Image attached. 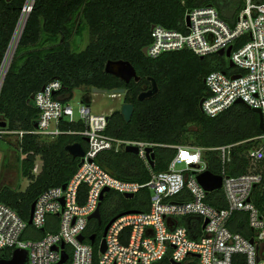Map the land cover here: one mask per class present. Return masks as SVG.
<instances>
[{
  "label": "built area",
  "instance_id": "obj_1",
  "mask_svg": "<svg viewBox=\"0 0 264 264\" xmlns=\"http://www.w3.org/2000/svg\"><path fill=\"white\" fill-rule=\"evenodd\" d=\"M241 1L238 11L227 20L217 8L207 6L191 9L190 26L185 17L186 31L151 27V43L146 47L150 58L190 51L198 57L215 55L234 63L231 74L214 71L205 79L209 94L203 99L202 112L210 118L242 100L249 108L260 109L264 119V0ZM27 2L0 66V92L12 62L14 38L35 3ZM230 47V58H226ZM220 51H224L223 56ZM234 76L240 77L233 79ZM62 88L59 81L50 82L34 96L39 110L38 128L30 133L40 139H54L64 133L60 128L62 121H80L83 129L68 133L88 139L83 147L85 156L79 158L78 170L65 189L62 185L40 194L32 224L30 218L25 221L0 202V259L9 250L13 254L16 249H23L28 253V264H58L63 252L68 255L65 264H94L97 250L98 264H159L166 259L170 264H264V216L252 200L263 177L252 171L228 174L233 145L206 149L121 140L107 134L109 116L93 114L90 106L81 104L76 118L71 103L56 99ZM7 134L20 143L26 132L0 130V137ZM254 140L262 145L247 154L252 165L264 160V132ZM128 146L138 147L137 156L150 169L151 178L145 184L118 179L97 162L101 153L126 151ZM156 147L177 150L168 170L159 173L153 172L146 154L147 148ZM208 150L220 152L222 161L221 173L216 174L223 178L222 188L212 192L198 181V176L209 170L204 159ZM179 165L183 168L177 169ZM41 169L42 165L36 164L33 173L38 175ZM143 189L151 193L148 209L128 210L121 214L130 213L111 218L117 219L96 247V241L89 239L96 235L91 234V224L96 220L90 217L100 204L110 194L133 200ZM127 194L134 197L127 199ZM221 203L224 207L215 206ZM28 229L32 232L28 233ZM39 232L45 235L37 238ZM80 236H84V242ZM103 239L106 249L102 253Z\"/></svg>",
  "mask_w": 264,
  "mask_h": 264
},
{
  "label": "trees",
  "instance_id": "obj_2",
  "mask_svg": "<svg viewBox=\"0 0 264 264\" xmlns=\"http://www.w3.org/2000/svg\"><path fill=\"white\" fill-rule=\"evenodd\" d=\"M26 3L27 0H0V66ZM241 5V0H35L0 92V130L26 132L22 142L17 143L24 155L22 175L29 185L24 191L11 186L0 188V202L28 221L40 194L66 184L78 170L79 159H74L66 147L76 143L86 147L82 136L68 133L81 131L82 122L62 121L60 128L64 133L50 142H42L30 133L39 116L32 97L50 82L59 81L63 88L56 99L63 103H70L79 88L86 92L94 88H124L122 103L134 105V114L130 123L125 122L120 110L109 116L107 134L118 139L206 149L233 145L228 174L252 171L262 175L252 200L264 216V160L252 165L247 158L249 150L262 145L254 140L262 135L259 115L244 104H235L215 118L206 116L200 108L209 94L206 77L214 71L233 72L226 59L215 55L202 59L190 51L165 53L156 59L143 53L151 43L153 25L186 31L188 10L213 6L227 20ZM84 31H88L90 39L80 49L74 38H82ZM120 60L131 63L139 81L126 84L105 72L109 61ZM150 78L156 81L159 91L152 98L139 101L140 94L151 88ZM81 103L90 106L91 97L86 95ZM154 152L153 172L159 173L168 170L177 150L156 147ZM38 159L42 169L35 175ZM204 159L209 171L221 173L220 152L208 150ZM97 162L121 180L145 184L151 178L145 162L124 150L101 153ZM150 195L148 189L133 200L110 194L101 204L102 225L96 221L91 224V234H96L95 246L111 218L128 210L146 211ZM215 206L224 207V203ZM44 235L39 232L36 236ZM11 257L10 250L3 255L6 260ZM94 264H98L97 250ZM159 264L170 263L166 259Z\"/></svg>",
  "mask_w": 264,
  "mask_h": 264
},
{
  "label": "water",
  "instance_id": "obj_3",
  "mask_svg": "<svg viewBox=\"0 0 264 264\" xmlns=\"http://www.w3.org/2000/svg\"><path fill=\"white\" fill-rule=\"evenodd\" d=\"M35 2V0H34ZM28 3V2H27ZM191 10L187 11V16H186V23L188 26H190V18H189V14H190ZM29 15L26 18L22 30L20 32L19 38L17 40V43L15 44V48L14 51L12 53L11 56V60L14 56V53L16 51V48L18 46L19 40L21 38V35L23 33V30L26 26V23L28 21ZM18 28V27H17ZM17 31V30H16ZM13 42V40H12ZM11 42V44H12ZM231 50L232 47H230L228 49V51L226 52V58H230L231 55ZM143 53L144 55L147 56V48L143 49ZM220 56L224 55V51H220L219 52ZM202 58V57H201ZM203 59V58H202ZM229 66L232 68L234 67V63L230 60L229 61ZM105 72L108 74H112L114 76L119 77L122 81H124L126 84H129L132 80L135 81H139L140 78L138 77L135 68L131 65V63L126 62V61H109L106 64L105 67ZM7 74V73H6ZM6 74L4 76V79L6 77ZM240 76H234L233 79H237ZM151 81V88L149 90H146L144 92H142L139 96V101H144L146 99H150L153 96H155L159 89L157 86V83L154 79L150 78ZM204 83H206V80L204 81ZM44 89V88H43ZM93 92L96 94H108L109 96H124L126 93V90L124 88L121 89H114L112 91H106V90H102V89H93ZM32 100H34V96L32 97ZM202 104H203V100L200 103V108L202 110ZM237 104H244L242 100H238ZM245 105V104H244ZM251 109V108H250ZM255 113H257L260 117V130L262 132H264V119L262 116V112L260 109H252ZM122 116L124 117V120L126 123H130L131 119L133 117L134 114V105L132 104H123L121 106V110H120ZM39 118V116L36 117V122L34 124V128L37 129L38 128V123H37V119ZM109 118V117H108ZM3 127L6 126V123H2L1 124ZM85 141L88 142V139H86ZM67 152L74 158V159H79L85 156V151L84 148L82 146V144L80 143H76V144H72L66 147ZM126 152L132 153L137 155L139 153V149L138 147H134V146H128L126 147ZM146 154H147V159L149 161L150 166L153 168L155 166V153L154 150L152 148H147L146 149ZM198 181L199 183L204 187V189L208 192H212L215 190H220L222 188V182H223V178L220 175H216L214 173H212L211 171H205L204 173L200 174L198 176ZM257 186H255L254 188H256ZM63 188H66V184L63 185ZM105 192H108V190L106 189ZM125 197L127 199H132L134 196L132 194H127L125 195ZM101 200H103V197L101 198ZM35 204L33 203L32 207H31V214H30V220H29V224H32V216L34 213V209H35ZM126 213H130V212H125L123 214ZM120 214V215H123ZM119 215V216H120ZM90 219H95L99 225H102V217H101V204L98 207V209L96 210V212L90 217ZM117 218L112 219L105 227L104 229V233H103V237H106V234L110 228V226L112 225V223L116 220ZM90 241L92 243H94L96 241V235H92L90 238ZM79 240L81 242H84V236H80ZM62 248H64V245H62ZM106 249V241L105 239H103L102 244H101V252L103 253ZM68 261V255L63 252L62 253V259L58 264H65ZM0 264H28V253L27 251L23 250V249H16L15 251H13L12 257L9 260L6 259H0ZM176 264V263H173Z\"/></svg>",
  "mask_w": 264,
  "mask_h": 264
},
{
  "label": "rangeland",
  "instance_id": "obj_4",
  "mask_svg": "<svg viewBox=\"0 0 264 264\" xmlns=\"http://www.w3.org/2000/svg\"><path fill=\"white\" fill-rule=\"evenodd\" d=\"M22 30L19 31V34ZM89 33L88 31H84L82 34V38L75 37L74 44L80 49H84L86 45L89 43ZM227 63L229 61L226 59ZM73 99L70 102L71 106L74 108L76 112V118L79 117L78 110L81 106L82 99L89 95L91 97V110L93 114L96 115H107L111 116L115 111L121 110L123 96H116L112 98L108 94H96L93 91L86 92L84 88H79L74 91ZM0 120L2 117L0 115ZM55 139V138H54ZM51 138L48 139H40L42 142H50L54 140ZM24 158V155L19 149L17 138L12 136H4L0 137V188L4 186L17 187V189L24 191L29 185V181L23 177L21 171V162ZM37 165L41 166L42 162L40 159L37 161ZM183 166H178L177 169H182ZM27 239V236L24 237Z\"/></svg>",
  "mask_w": 264,
  "mask_h": 264
},
{
  "label": "bare ground",
  "instance_id": "obj_5",
  "mask_svg": "<svg viewBox=\"0 0 264 264\" xmlns=\"http://www.w3.org/2000/svg\"><path fill=\"white\" fill-rule=\"evenodd\" d=\"M20 29H21V26L19 27V30H18V32H17L15 38H14V45H15L17 39H18ZM12 51H13V49L10 51L9 58H10V56H11ZM9 58L7 59V62H8V60H9ZM0 86H1V80H0ZM114 97H116V96H112V98H114Z\"/></svg>",
  "mask_w": 264,
  "mask_h": 264
}]
</instances>
